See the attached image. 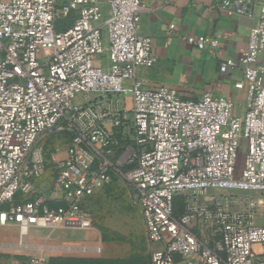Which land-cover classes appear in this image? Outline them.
<instances>
[{
	"label": "built area",
	"instance_id": "built-area-1",
	"mask_svg": "<svg viewBox=\"0 0 264 264\" xmlns=\"http://www.w3.org/2000/svg\"><path fill=\"white\" fill-rule=\"evenodd\" d=\"M108 5L0 0V226L22 236L52 224L90 228L88 200L120 176L161 245L150 264H264V3H219L228 15L258 17L247 50L220 66L243 71V115L230 98L146 88L139 70L157 57L141 33L142 0ZM71 11L73 24L57 31ZM58 137L69 140L65 157L61 145L52 150Z\"/></svg>",
	"mask_w": 264,
	"mask_h": 264
},
{
	"label": "crops",
	"instance_id": "crops-1",
	"mask_svg": "<svg viewBox=\"0 0 264 264\" xmlns=\"http://www.w3.org/2000/svg\"><path fill=\"white\" fill-rule=\"evenodd\" d=\"M100 1L107 13L108 0ZM221 1L142 0L141 33L152 38L157 61L151 68H141L139 75L146 88L166 86L185 99L198 100L207 93L230 98L234 113L243 115L247 109L248 88L236 87L243 71L237 67L221 72L220 66L228 57H237L247 50L250 32L258 17L228 15L219 6ZM190 36L214 37L220 46L202 50L188 43L186 37ZM259 63L264 64V56ZM65 156L66 150L61 154ZM153 245L154 250L161 246Z\"/></svg>",
	"mask_w": 264,
	"mask_h": 264
},
{
	"label": "rangeland",
	"instance_id": "rangeland-1",
	"mask_svg": "<svg viewBox=\"0 0 264 264\" xmlns=\"http://www.w3.org/2000/svg\"><path fill=\"white\" fill-rule=\"evenodd\" d=\"M60 138L52 142V150L56 145L67 149L69 140ZM243 158L241 154L239 164ZM49 181L42 183L44 188H49ZM182 201L176 199L177 207ZM86 207L93 214L90 228L52 224L34 227L22 236L18 227L0 226V262L33 264L41 259L43 264H77L72 259L131 256L150 261L154 243L147 237L141 207L126 181L118 176L114 184L96 192Z\"/></svg>",
	"mask_w": 264,
	"mask_h": 264
},
{
	"label": "trees",
	"instance_id": "trees-1",
	"mask_svg": "<svg viewBox=\"0 0 264 264\" xmlns=\"http://www.w3.org/2000/svg\"><path fill=\"white\" fill-rule=\"evenodd\" d=\"M78 14L75 11H71L67 15H59L56 20V30L63 31L68 29ZM183 206V201L178 205V208L181 209ZM180 211V210H179ZM147 258L143 259L142 257L131 256L129 258H82V259H72L77 264H150Z\"/></svg>",
	"mask_w": 264,
	"mask_h": 264
}]
</instances>
